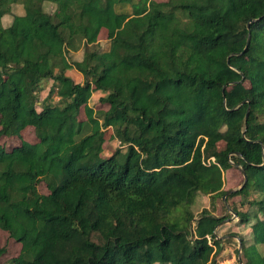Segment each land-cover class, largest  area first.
Returning a JSON list of instances; mask_svg holds the SVG:
<instances>
[{
    "label": "trees",
    "instance_id": "obj_1",
    "mask_svg": "<svg viewBox=\"0 0 264 264\" xmlns=\"http://www.w3.org/2000/svg\"><path fill=\"white\" fill-rule=\"evenodd\" d=\"M0 125L37 137L0 142L10 264H217L237 165L227 199L261 194L254 214L231 206L264 264V0H0Z\"/></svg>",
    "mask_w": 264,
    "mask_h": 264
},
{
    "label": "rangeland",
    "instance_id": "obj_2",
    "mask_svg": "<svg viewBox=\"0 0 264 264\" xmlns=\"http://www.w3.org/2000/svg\"><path fill=\"white\" fill-rule=\"evenodd\" d=\"M157 1H166V0H157ZM105 35L106 33L104 32L103 36ZM75 55L76 57L80 58L82 56V51L77 52ZM67 74L72 78H74L76 82L84 81L83 75L77 69H71L67 71ZM52 84H53L52 81H47V80L43 81L42 90H40L39 92L40 94L39 96L42 99H45L49 95ZM102 95H106V93L102 91H95L91 100L89 101V106L93 107L94 109L108 108L107 105H102L99 101ZM54 99H57V97H54ZM80 118H82V120L87 119L86 110L84 107L81 111ZM111 134H112V130H108L106 135L107 141L105 142V146H110V147L113 146L110 138ZM0 142L3 143L8 149L12 150L13 148L20 146L23 142L36 143L37 137L35 134L34 127L30 126L23 131L21 137L15 136L4 139L1 138ZM218 146L219 148H223L224 142L222 141L219 142ZM224 176H225V183H224L225 190L239 189L244 183V175L238 166H235V168L226 171ZM38 188L41 194L49 193V190L45 182L43 181H41L38 184ZM261 197L262 196L258 191L251 190L250 195L246 198L247 200L246 204L243 203L242 196L233 197L229 200L226 198V201L223 199H218L216 201V206L219 209H221L223 216L226 217V219L223 221L222 225L220 226V229L217 231L218 238L223 240L222 244L224 247L222 253L218 256L217 264H248L247 256L244 255L242 258L241 248H240V241L242 242V239L240 236H242L249 245L248 247L252 254V264H260L258 260L259 255L256 254L251 248L253 246L251 225L248 224L245 225L244 227L237 226L238 223L240 222L239 217L234 214L233 212L234 209L231 206V203H235L237 209L241 212H248L254 214L256 207L254 205L252 206L249 202L252 200H259ZM224 204H226V206L227 205L230 206L231 209H229L228 206H227L228 208L227 210L223 209ZM204 205L205 207L211 208L210 199L208 197L205 198ZM202 209H199L196 218H198ZM259 215L261 216V214ZM250 222L251 223L255 222L253 217L251 218ZM238 237L240 240L238 239ZM0 247L8 248L7 253L2 255V257L0 258L1 264H10L11 260L20 257L22 252V244L18 243L15 239L11 238L8 235V233L2 230L1 228H0ZM257 249L258 251L264 253V246H262L261 244H257Z\"/></svg>",
    "mask_w": 264,
    "mask_h": 264
},
{
    "label": "water",
    "instance_id": "obj_3",
    "mask_svg": "<svg viewBox=\"0 0 264 264\" xmlns=\"http://www.w3.org/2000/svg\"><path fill=\"white\" fill-rule=\"evenodd\" d=\"M250 39H251V34L249 33L248 40H247V44H246V47H245V50H244V51L247 50V48H248V46H249V44H250ZM244 51H243V52H244ZM243 52H241V53H243ZM244 78H245V77H243L242 80H244ZM248 116H249V110H248V112H247V114H246V122H247V120H248ZM244 135H245V133H244ZM263 165H264V162H263ZM237 166H238V165H237ZM239 168L241 169V171H242V173H243V175H244V183H243V185L239 188V189H242V188L246 185V183L248 182V176H247V173H246V171H245L244 168H242V167H240V166H239ZM236 190H238V189H230V190H228L227 194L223 196V200L226 201L227 196H228L229 194L235 192ZM226 204H227V203H226ZM227 206H228V205H227ZM228 208L231 209L230 206H228ZM233 212H234V214H235L236 216H238L237 212H235V211H233ZM238 239H239V237H238ZM239 240H240V239H239ZM241 246H242V242L240 241V248H241Z\"/></svg>",
    "mask_w": 264,
    "mask_h": 264
},
{
    "label": "crops",
    "instance_id": "obj_4",
    "mask_svg": "<svg viewBox=\"0 0 264 264\" xmlns=\"http://www.w3.org/2000/svg\"><path fill=\"white\" fill-rule=\"evenodd\" d=\"M217 229H220V226Z\"/></svg>",
    "mask_w": 264,
    "mask_h": 264
}]
</instances>
